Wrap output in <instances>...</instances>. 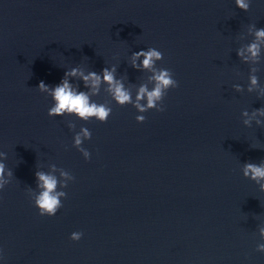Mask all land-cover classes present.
Masks as SVG:
<instances>
[{"label":"water","instance_id":"1","mask_svg":"<svg viewBox=\"0 0 264 264\" xmlns=\"http://www.w3.org/2000/svg\"><path fill=\"white\" fill-rule=\"evenodd\" d=\"M245 2L0 0V264H264V179L245 175L264 167V0ZM162 70L178 87L140 111ZM64 80L107 119L50 115Z\"/></svg>","mask_w":264,"mask_h":264},{"label":"clouds","instance_id":"2","mask_svg":"<svg viewBox=\"0 0 264 264\" xmlns=\"http://www.w3.org/2000/svg\"><path fill=\"white\" fill-rule=\"evenodd\" d=\"M236 4L238 7L242 9H247L248 4L245 0H236ZM257 38H264V30H260L256 33ZM249 51L252 52L253 55H256L257 45H251ZM143 56L144 59L142 61L143 66L145 68H151L155 59H160L162 54L161 52L155 49H149L144 52L141 51L135 54L134 58H139ZM66 75H77V71L75 69L72 70L71 73H66ZM83 79L87 83L88 80H92L93 85H97L100 81V77L97 76L94 72L90 73L88 76H84ZM156 81V85L152 91H148L145 87H141L137 96V101L143 99L145 96L147 97V106H141L137 103V108L140 111H146L147 108H153L156 105V101L160 100L163 95V90L169 87H178L177 81H174L168 71H160L158 74L154 76ZM104 80L108 82L111 86V90L113 91L116 100L123 104L125 102L130 101V95L127 91L123 89V86L114 81L113 75L107 69L104 70ZM252 83L255 84L256 80L253 78ZM39 88L43 91H48L47 86L41 82L39 84ZM53 98L56 101V106L50 110L51 114H62L65 110L68 112H74L78 114L81 118H89L96 117L101 121H105L109 116L110 110L105 108L103 105L97 106L96 104H90L88 96L83 93H76L72 90L67 80H64L61 85L55 87L51 92ZM163 111V110H160ZM138 123H143L145 121V117L139 116L136 118ZM84 135L87 136V130H84ZM80 138L77 137L76 143L80 144ZM87 155V153H85ZM3 174V166L0 165V176ZM251 174L254 179H264V167H257L252 164H248L245 167V175ZM38 179L41 182L40 187L43 188V191L40 193L39 197L36 200V206L39 208V214L41 216H54L57 213L58 208L60 207L59 196L63 195V193H55V189L57 187V180L54 176L45 175L43 173H37ZM264 187V185H262ZM264 234V232H262ZM73 240L79 241L81 239V233H73ZM264 249V246H261Z\"/></svg>","mask_w":264,"mask_h":264}]
</instances>
